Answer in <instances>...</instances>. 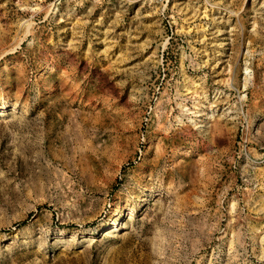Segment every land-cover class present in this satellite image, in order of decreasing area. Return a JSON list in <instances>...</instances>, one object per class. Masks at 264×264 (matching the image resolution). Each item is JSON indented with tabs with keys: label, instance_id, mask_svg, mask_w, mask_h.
<instances>
[{
	"label": "rangeland",
	"instance_id": "obj_1",
	"mask_svg": "<svg viewBox=\"0 0 264 264\" xmlns=\"http://www.w3.org/2000/svg\"><path fill=\"white\" fill-rule=\"evenodd\" d=\"M0 264H264V0H0Z\"/></svg>",
	"mask_w": 264,
	"mask_h": 264
}]
</instances>
